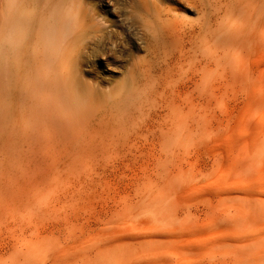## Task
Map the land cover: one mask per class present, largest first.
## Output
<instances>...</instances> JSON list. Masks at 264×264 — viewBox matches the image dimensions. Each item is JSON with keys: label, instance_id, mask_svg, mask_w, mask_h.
<instances>
[{"label": "rangeland", "instance_id": "rangeland-1", "mask_svg": "<svg viewBox=\"0 0 264 264\" xmlns=\"http://www.w3.org/2000/svg\"><path fill=\"white\" fill-rule=\"evenodd\" d=\"M118 1L123 7V0ZM178 1L182 5H175L176 13L124 9L115 17L95 12L111 28L104 35L103 29H93L94 23L87 24L88 43L105 36L106 49L103 60L82 68L86 90L78 107L71 102L59 106L54 95L29 97L22 91L23 80H16L12 115L0 124L1 264L15 263L24 244L36 248L30 264H92L85 257L67 261L54 255L66 248L86 254L115 241L121 250H131L134 264L158 263L152 255L156 251L134 240L156 226L148 217L158 208L159 173L178 170L181 163L174 158L188 152L192 156L182 167L194 175L200 160L221 151L226 141L211 116L240 104L233 85L223 86L214 97L205 77L229 75L230 66L218 68L200 52L220 49L240 55L239 45L229 41L217 48L207 32L255 26L263 9L261 0H253L250 8L258 12L227 0H196L204 12L186 11L188 3ZM258 28L264 32V25ZM200 56L203 64L194 62ZM180 195L171 201L185 204ZM122 230L134 239L121 238ZM169 250L180 259L188 256L175 245Z\"/></svg>", "mask_w": 264, "mask_h": 264}, {"label": "bare ground", "instance_id": "bare-ground-1", "mask_svg": "<svg viewBox=\"0 0 264 264\" xmlns=\"http://www.w3.org/2000/svg\"><path fill=\"white\" fill-rule=\"evenodd\" d=\"M185 1L188 3L186 11L204 12L202 4L196 0ZM227 1L233 6L249 9V12H258L250 9L254 7L253 0H244L243 3ZM97 2L90 5L86 0H0V124L8 123L12 115L17 79L23 80L22 91L29 97L54 95L59 106L69 102L77 107L82 104L80 93L86 90L80 76L82 68L84 64H92L93 60L104 57L106 49L105 36L99 42L88 43L87 24L94 23L93 29L96 32L103 29L104 35L111 28L95 12H109L115 17L124 9L176 13L179 9L175 5H182L178 0H123V7L118 0ZM261 3L262 14L255 19V26L207 32L217 48L229 41L239 45L240 55L220 49H210L211 53L205 49L200 52L218 68L225 70L223 67L230 66L229 75L205 77L214 97L223 86L233 85L240 94V104L221 111L219 116H211L226 141L221 151H210L200 160L201 166L199 164L194 175H189L182 167L183 162L192 156L184 152L174 158L175 162L181 163L178 170L168 168L156 176L161 180L162 192L156 200L158 208L148 217L156 226L148 228V236L134 241L156 251L149 253L157 264H264V32L257 29V26L264 25V0ZM177 20L179 18L174 17V21ZM158 44L156 38L155 45ZM203 59L205 57L200 56L194 62L203 64ZM196 88L200 89L199 85L196 84ZM185 89L190 88L187 85ZM208 138L211 144L215 142L210 135ZM195 147L197 152L198 143ZM178 176L180 180L174 182L173 178ZM178 194L185 199V204L171 201ZM141 204L138 203L144 205ZM128 232L120 234L121 238L130 236ZM199 232H204L202 238L196 237ZM132 235L130 239H134ZM106 238L110 239L109 236ZM119 243L106 242L108 245L92 252L89 249L86 254L66 248L57 250L54 256L61 255L60 259L67 261L85 257L92 264H134L132 261L137 259L131 255V250H121ZM172 245L183 248V253L188 256L180 259L176 252L169 250ZM35 249L34 246L21 245L20 257L13 264H30L29 258ZM112 253L114 263L111 262Z\"/></svg>", "mask_w": 264, "mask_h": 264}]
</instances>
